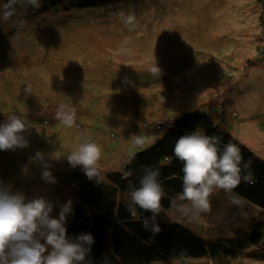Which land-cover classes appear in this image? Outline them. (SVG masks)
<instances>
[{
	"label": "rangeland",
	"instance_id": "1",
	"mask_svg": "<svg viewBox=\"0 0 264 264\" xmlns=\"http://www.w3.org/2000/svg\"><path fill=\"white\" fill-rule=\"evenodd\" d=\"M39 2L0 0V124L16 114L28 125L27 147L0 150L4 186L27 200L47 198L58 218L61 205L81 201L82 179H89L67 161L78 143L102 146L99 180L107 185L110 173L196 112L264 161V0ZM129 14L136 18L131 31ZM155 64L159 76L151 72ZM60 104L74 107L73 127L55 119ZM134 136L143 145H134ZM44 163L56 183L41 178ZM210 198V211L196 219L176 208L165 218L213 239L239 236L262 215L222 189Z\"/></svg>",
	"mask_w": 264,
	"mask_h": 264
},
{
	"label": "clouds",
	"instance_id": "2",
	"mask_svg": "<svg viewBox=\"0 0 264 264\" xmlns=\"http://www.w3.org/2000/svg\"><path fill=\"white\" fill-rule=\"evenodd\" d=\"M33 8H39V0H28ZM132 14L124 18V24L131 31L135 24ZM153 75H160L156 64L151 68ZM27 92L30 89L27 87ZM55 119L66 128L75 125V109L60 104ZM28 125L16 114H8L7 121L0 124V150H14L28 146L22 135ZM134 145L141 146L143 137L134 136ZM220 138L207 136L199 131L181 135L174 146V155L183 163V190L170 199V207L176 208L193 219L210 211V196L216 189L231 192L241 180L250 181V174L241 176L249 162L243 161L239 147L231 142L219 147ZM102 146L90 139H84L67 153V161L72 168L82 167L90 180L99 182L98 162L102 157ZM35 159L43 162V155L37 153ZM243 164V167H242ZM41 178L56 183L44 163ZM131 171L122 173L128 179ZM158 169L146 167L140 178L139 187L129 182L130 200L126 207L133 218L138 216L137 207L152 215L142 220V226L158 235L162 229L157 217L161 212V201L165 192L158 181ZM187 201L188 203H183ZM53 203L43 196L27 200L20 192H13L11 186L0 181V264H92L91 246L94 237L90 233L69 238L65 227L67 217L73 212L72 201L60 206L58 218H53ZM102 264H108L107 257Z\"/></svg>",
	"mask_w": 264,
	"mask_h": 264
},
{
	"label": "trees",
	"instance_id": "3",
	"mask_svg": "<svg viewBox=\"0 0 264 264\" xmlns=\"http://www.w3.org/2000/svg\"><path fill=\"white\" fill-rule=\"evenodd\" d=\"M193 131L219 137L221 150L229 142L236 144L243 161L249 162L250 166L243 169L241 176L250 174L251 180L242 179L230 193L262 215L253 217L247 230L239 236L204 238L180 222L165 218L164 213L174 209L170 207V199L183 190V163L175 157L173 149L181 135ZM146 167L159 170L158 181L166 194L157 217L162 231L155 236L142 226V220L152 214L137 207L138 216L133 218L126 207L130 200L129 182L139 187ZM126 171H131L132 175L123 179L122 173ZM108 183L82 179L77 194L81 201L76 198L67 226L69 238L81 233L94 237L90 254L92 264H102L105 257L108 264H167L172 261L195 264L202 260L210 264H232L238 260L264 262V161L216 125L207 114L187 113L176 119L152 145L135 153L120 173H110ZM119 193L127 198H116ZM88 204H92L93 209H87ZM252 247H257L256 252L251 251Z\"/></svg>",
	"mask_w": 264,
	"mask_h": 264
},
{
	"label": "crops",
	"instance_id": "4",
	"mask_svg": "<svg viewBox=\"0 0 264 264\" xmlns=\"http://www.w3.org/2000/svg\"><path fill=\"white\" fill-rule=\"evenodd\" d=\"M176 264H180V263H176Z\"/></svg>",
	"mask_w": 264,
	"mask_h": 264
}]
</instances>
